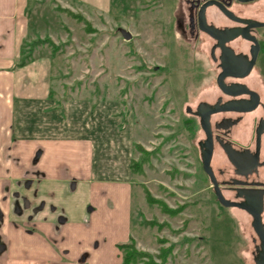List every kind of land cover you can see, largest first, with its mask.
<instances>
[{
    "label": "rangeland",
    "instance_id": "374dc122",
    "mask_svg": "<svg viewBox=\"0 0 264 264\" xmlns=\"http://www.w3.org/2000/svg\"><path fill=\"white\" fill-rule=\"evenodd\" d=\"M177 5L178 0H30L36 28L25 50L37 41L31 56L53 58L56 131H88L125 151L139 249L158 261L162 248L164 264H255L259 240L252 216L219 202L202 167L201 129L184 122L183 102L210 83L214 70L205 47L175 30ZM57 6L81 12L88 24ZM123 29L131 38H124ZM257 69L264 72V50ZM136 143L150 150L140 168L130 165L142 156ZM146 188L180 209L166 212L150 203ZM142 218L163 224H142Z\"/></svg>",
    "mask_w": 264,
    "mask_h": 264
},
{
    "label": "crops",
    "instance_id": "0c3cea01",
    "mask_svg": "<svg viewBox=\"0 0 264 264\" xmlns=\"http://www.w3.org/2000/svg\"><path fill=\"white\" fill-rule=\"evenodd\" d=\"M29 5L0 0V264H118L133 236L126 153L56 131L53 58L17 64L36 28Z\"/></svg>",
    "mask_w": 264,
    "mask_h": 264
},
{
    "label": "flooded vegetation",
    "instance_id": "af4514ba",
    "mask_svg": "<svg viewBox=\"0 0 264 264\" xmlns=\"http://www.w3.org/2000/svg\"><path fill=\"white\" fill-rule=\"evenodd\" d=\"M177 6L175 30L194 46L205 47L214 70L210 83L183 102L184 122L187 126L197 122L201 129L199 152L207 137L202 121L207 124L213 146L211 166L222 193L229 200L243 201L250 189L264 191V72L257 69L264 50V0H178ZM256 49L250 71L240 75ZM226 70L222 87L218 76ZM225 147L234 152L236 162Z\"/></svg>",
    "mask_w": 264,
    "mask_h": 264
},
{
    "label": "water",
    "instance_id": "95a60500",
    "mask_svg": "<svg viewBox=\"0 0 264 264\" xmlns=\"http://www.w3.org/2000/svg\"><path fill=\"white\" fill-rule=\"evenodd\" d=\"M122 35L124 36V38L129 39V38H131L132 34L130 31L123 29ZM230 37H233V36H230ZM252 54H253V56H252L251 60L247 61L246 65H245V70L242 73H240V75H244L250 71V69L253 66L255 59H256L257 49ZM225 69H227V68H225ZM226 71H225V73L222 72L218 76V82L222 87H223V83H222L223 75L229 73L228 70H226ZM202 126H203V128L207 134L206 140L203 143H200V154H201L203 169L208 174V176L212 182L215 195H216L217 199L219 200V202L223 206H237V207L245 209L247 212H249L251 214V216H252V222H251L252 227L260 239V244L258 247L259 251H258L257 255L255 256V261H256V264H264V221H263V217H262V211H263V207H264V197H263L264 191L262 189H258V188L257 189H250V190L246 191V199L243 201H232V200L227 199L223 195L222 190L219 186V182L217 181L216 176H215L213 169H212V166H211V157H212V150H213L211 132H210L209 127L207 126V124L204 121H202ZM261 132H262V128H260V127L257 128V144H259ZM225 149L227 150L231 159L234 162H236V158L233 156L234 152H232L228 147H225Z\"/></svg>",
    "mask_w": 264,
    "mask_h": 264
},
{
    "label": "trees",
    "instance_id": "16d2710c",
    "mask_svg": "<svg viewBox=\"0 0 264 264\" xmlns=\"http://www.w3.org/2000/svg\"><path fill=\"white\" fill-rule=\"evenodd\" d=\"M57 8L65 9V11L69 15L75 17L77 20H80V21L82 20V22L88 24V22L86 21V19L84 18L83 14L81 12H79V11L73 12L68 7H62V6H57ZM36 42L37 41H33L32 47L29 44L27 46L28 47L27 50H25L26 46H25V42H24V44L22 45V48H21V58L17 62V64H22L26 61V59L31 57L30 49L35 47ZM58 47L59 46H55V49H57ZM124 124H125V122H122V125L120 127L124 128ZM135 146L140 151L142 156L138 161L131 162L130 165L132 168H136V167L140 168L141 163L144 162L148 158V155L150 154V150L146 149L140 143H136ZM145 193H146L147 200L150 203H157L161 207V209L166 211V212L178 211L180 209V207L175 208V209L170 208L169 206H167V204H165V202L162 199L156 198L155 196H153L147 188L145 189ZM141 223L142 224H150V225L158 224V226H162V224H163L162 222H159L158 220H156L154 218L153 219L142 218ZM119 247L123 251V259L118 264H164L165 257H160V256L164 255L162 248L157 253L159 260L158 261L154 260L153 257H151V254H149V252L147 250L139 249L136 246V243H135L133 236L128 241L119 243ZM162 252H163V254H162Z\"/></svg>",
    "mask_w": 264,
    "mask_h": 264
}]
</instances>
